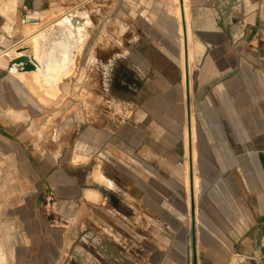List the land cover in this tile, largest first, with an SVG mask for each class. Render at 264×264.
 Masks as SVG:
<instances>
[{"label": "crops", "instance_id": "1", "mask_svg": "<svg viewBox=\"0 0 264 264\" xmlns=\"http://www.w3.org/2000/svg\"><path fill=\"white\" fill-rule=\"evenodd\" d=\"M81 1L0 0V238L5 235V222L21 226L22 240H18L19 232L9 233L17 237L9 243L23 245L14 252V260L19 264L50 261L55 229L64 224L69 198L88 200L85 190L95 188L85 185L91 175L85 166L99 151L123 176L125 192L133 185L138 188L143 212H153L160 220L157 228L173 230L168 239L179 252L178 263L183 264L186 245L191 251L193 247L182 177L184 59L178 15L166 10L163 0L127 2L131 8L124 20L137 17L141 30L139 36H125L120 54L129 55L138 65L141 80L131 81L133 92L119 98L122 121L114 126L109 121L107 130L92 125L76 131L75 144L69 148L67 114L61 111L58 123L65 131L58 146L48 144L40 150L31 136L37 131L36 118L51 113L41 99L64 101L68 75L59 79L53 97L38 86L30 70H13L9 62L19 56L17 51L30 50L32 32L48 27ZM89 1L78 8L87 36L80 49L74 47L78 52L75 68L85 53L90 57L98 47L94 32L98 13L93 4L87 5ZM246 1L189 0L191 29L203 47L189 93L198 133L203 136L197 145L199 188L191 264H264L260 242L264 232V79L254 75L255 65L243 62L244 52L264 53V0ZM59 34H66L61 24ZM109 100L115 103L116 97ZM93 174L108 187L118 186L117 175L103 171L101 162ZM1 242L0 263L6 264Z\"/></svg>", "mask_w": 264, "mask_h": 264}, {"label": "rangeland", "instance_id": "2", "mask_svg": "<svg viewBox=\"0 0 264 264\" xmlns=\"http://www.w3.org/2000/svg\"><path fill=\"white\" fill-rule=\"evenodd\" d=\"M89 2L87 5L93 4L96 9L95 13H98V15L95 14L94 19L95 36L99 38L98 47L94 53L90 54L91 58L85 53L78 67L75 68L76 59L68 66L58 64V66H53L54 68L51 67V57L55 54V51L61 49L65 36L69 32L78 30L79 39L83 38L87 32L83 22L78 25L67 23L65 16H59L63 18L61 21L57 17L58 19L48 27L40 29L29 38L30 50L17 51L19 55H29L35 62V68L30 69L33 80L36 83L38 80H42L44 85L46 84L48 94L53 97L58 93L59 79L68 75L64 101L41 99L44 104L50 106L51 113L36 118L35 131H37L31 133L35 144L40 150H43L45 145L57 144L58 146L61 142L59 140L60 133L65 131V129L60 128L58 123L59 117L57 115L61 111L62 114H67L69 148H72L71 146L75 144L76 131L88 130L92 125H103L101 128L107 130L109 121L112 126L119 124L122 121V112L118 107L119 98L128 96L133 92V89L129 87L131 81L137 84L141 80V70L138 65L129 55L120 54L123 52L121 48L125 44V36L130 37L136 34V36H139L141 30L137 17H128L130 20H124L125 14L127 16V12L131 8L127 5L129 0H90ZM246 3L248 4L249 0ZM162 4L166 10L174 11L177 15L175 0H163ZM80 11L79 9L77 12L74 11L73 16ZM83 12H86V10L84 9ZM79 20H82L80 15ZM60 24L67 33L62 37L59 34ZM114 49L119 50V52L114 53L117 54L115 56L112 55ZM244 53L247 57L243 56V62L252 67L255 65L254 75L258 74L260 80H263L264 53ZM198 57H200V52L196 50L193 71L199 59ZM18 65L19 63H13L12 69L17 70ZM262 85H264V82H261ZM132 86H135V84H132ZM261 92H264V90L261 89ZM112 97H116L115 103L109 100ZM120 107L122 106L120 105ZM195 129L197 150L201 135L198 133L197 123ZM201 138H203L202 135ZM100 162L103 171L109 175L110 173L117 175L118 180L116 183L118 186L108 187L96 180L93 173ZM85 169L91 174L85 185L95 188L92 189L91 197L85 195L90 198L88 200L83 199L81 196L69 198L62 215L64 224L55 229L56 241L54 246L51 245V260L45 263L180 264L176 259L179 252L175 248L176 246L171 243V239H168V235L173 234V230L157 228V223L160 221L157 219V214L143 212L144 208L142 206L144 205L143 203L141 205L138 188L133 185L128 192H125L123 176L104 158L103 154H99V151L95 152ZM197 185L199 188V175ZM98 189L104 193V197L99 196ZM3 230L5 235L0 240L6 257V264H19L13 256L14 252L22 248L23 245L21 242L17 244L9 243V241L17 239L13 236L14 234L17 235L16 231L19 232L18 240H22V228L14 223L5 222ZM11 232L13 235H10ZM186 246V251L182 254V263L191 264L190 244ZM173 255L176 257L173 258Z\"/></svg>", "mask_w": 264, "mask_h": 264}, {"label": "bare ground", "instance_id": "3", "mask_svg": "<svg viewBox=\"0 0 264 264\" xmlns=\"http://www.w3.org/2000/svg\"><path fill=\"white\" fill-rule=\"evenodd\" d=\"M82 0L81 2L83 3ZM76 3L73 6L69 7L66 11L64 10V12H62L60 14V16H65V20L67 21V23H73L75 25L80 24V20H79V15L73 16V12H77L78 11V7L80 6V3ZM79 4V5H78ZM175 8H176V12L179 18V29H180V39H181V46H182V60L184 59V64L182 67V76H183V81H182V88H183V95L185 94V78H186V74H185V52H184V30H183V26L182 23L185 24L186 27V35H187V47H188V69H189V78H190V88H191V76H192V72H193V64H194V60H195V52L196 50H199L200 55H201V51H202V43L198 40V38H196L192 32L191 29V13H190V6H189V0H180V4H179V0H175ZM59 15V14H58ZM55 17V16H54ZM57 17V16H56ZM55 17V20L58 19ZM59 17V16H58ZM60 18V17H59ZM182 18V21H181ZM50 19V18H49ZM52 19V18H51ZM55 20H51L52 22H54ZM50 21V22H51ZM46 23V22H45ZM44 24V22H43ZM36 25V24H35ZM45 26V25H44ZM36 27V26H35ZM40 27V25L38 26ZM76 28V27H75ZM79 28V27H78ZM32 29V28H31ZM42 29V27L40 28ZM39 29V30H40ZM39 30L32 32L30 34L31 38L35 33H37ZM34 31V29L32 30ZM78 31V30H77ZM76 30H73L71 32H69L67 34V36H65V40L63 42V44L61 45V49H59L57 52L55 51L54 55L51 57V67L57 65H65L68 66L69 64H72L75 61V55H77L76 50L80 49L83 42L85 41V38L87 36V32L86 35L79 39V33ZM80 32V31H79ZM84 32V31H83ZM24 33V32H23ZM28 33V32H27ZM29 34V33H28ZM27 34V35H28ZM25 35V34H24ZM58 35V34H57ZM55 36V35H53ZM52 37V36H51ZM64 38V37H63ZM99 39V38H98ZM13 44V43H12ZM74 47H76L77 49L74 50ZM50 48V47H49ZM48 48V49H49ZM58 49V48H57ZM47 52V51H46ZM201 58V57H198ZM78 59V58H77ZM45 60V59H44ZM47 60V58H46ZM50 61V60H49ZM77 61V60H76ZM48 62V61H47ZM182 62V61H181ZM43 63H45L43 61ZM15 64V63H14ZM47 64V63H46ZM50 64V63H49ZM15 66V65H14ZM17 66V65H16ZM15 66V67H16ZM19 66V65H18ZM42 66V65H41ZM49 66V65H48ZM64 66V67H65ZM43 67L46 68V66L43 65ZM64 67H61L62 69ZM54 68V67H53ZM52 68V69H53ZM66 68V67H65ZM106 68V67H105ZM39 69V68H38ZM56 69H58L56 67ZM60 69V68H59ZM44 70V69H43ZM51 70V69H50ZM55 71V69H53ZM52 71V70H51ZM43 73V72H42ZM45 73V72H44ZM49 73V72H48ZM57 73V72H56ZM47 75V74H46ZM43 77V76H42ZM39 79V78H37ZM54 82V81H53ZM38 86L43 88L45 92L48 93L47 87L44 85L43 81L38 80ZM35 86V85H34ZM185 98V97H184ZM186 106V105H184ZM185 124H184V154H183V173H182V177L184 180V187H185V193H186V203L187 206L189 208V220L191 221V211H190V205H191V194H190V177H189V141H188V127H187V118H185ZM195 125H196V119H195V114L193 112V110L191 109V144H192V159H193V196H194V206H195V214H197V199H198V185H197V179H198V165H197V150H196V143H195V139H196V129H195ZM181 169V168H180ZM92 188L91 189H86L85 190V195L90 196L92 193ZM97 194V193H96ZM91 197V196H90ZM93 197V196H92ZM199 209V208H198ZM196 219V217H195ZM188 220V222H190ZM197 222V221H196ZM191 228V227H190ZM191 231V230H190ZM56 238V237H55ZM55 240V239H53ZM54 245V244H53ZM53 248V247H52ZM192 252V251H191ZM37 254V253H36ZM2 257V253L0 251V258ZM44 260V259H43Z\"/></svg>", "mask_w": 264, "mask_h": 264}, {"label": "water", "instance_id": "4", "mask_svg": "<svg viewBox=\"0 0 264 264\" xmlns=\"http://www.w3.org/2000/svg\"><path fill=\"white\" fill-rule=\"evenodd\" d=\"M184 30V52H185V90H186V118L188 127V141H189V177H190V194H191V228H192V254L195 253V206H194V196H193V159H192V144H191V106L189 101L190 93V82H189V69H188V47H187V35L186 27L183 23ZM19 63L17 70H30L35 68V62L29 57V55H19L14 60L9 62L12 68L13 63Z\"/></svg>", "mask_w": 264, "mask_h": 264}, {"label": "built area", "instance_id": "5", "mask_svg": "<svg viewBox=\"0 0 264 264\" xmlns=\"http://www.w3.org/2000/svg\"><path fill=\"white\" fill-rule=\"evenodd\" d=\"M260 242L262 245H264V232L260 236Z\"/></svg>", "mask_w": 264, "mask_h": 264}]
</instances>
